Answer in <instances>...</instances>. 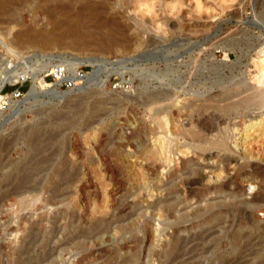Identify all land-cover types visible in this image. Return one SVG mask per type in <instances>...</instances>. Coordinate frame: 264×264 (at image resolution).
I'll return each mask as SVG.
<instances>
[{
    "label": "rangeland",
    "instance_id": "374dc122",
    "mask_svg": "<svg viewBox=\"0 0 264 264\" xmlns=\"http://www.w3.org/2000/svg\"><path fill=\"white\" fill-rule=\"evenodd\" d=\"M79 19L82 45L16 42ZM4 49L111 64L93 85L57 89L63 100L40 81L37 100L30 90L0 111V264H172L176 237L193 264L264 261V199L253 198L264 194V0H0V61ZM246 92L256 95L242 115L233 104ZM212 114L228 120L209 129ZM200 124L228 139L229 158L214 143L195 149ZM193 169L201 185L189 195ZM228 178L236 191H204ZM235 231L250 242L231 247Z\"/></svg>",
    "mask_w": 264,
    "mask_h": 264
},
{
    "label": "bare ground",
    "instance_id": "6f19581e",
    "mask_svg": "<svg viewBox=\"0 0 264 264\" xmlns=\"http://www.w3.org/2000/svg\"><path fill=\"white\" fill-rule=\"evenodd\" d=\"M65 5V4H64ZM64 9V8H63ZM88 10V9H87ZM92 12L94 11L93 9H90ZM90 10H88V11H90ZM60 11H62V10H60ZM90 11V12H91ZM81 12V11H80ZM67 13V12H66ZM86 13V12H85ZM61 14V13H60ZM63 14V13H62ZM74 14V13H73ZM79 14V13H78ZM88 14V13H87ZM76 15V14H75ZM91 15H93V14H91ZM64 16V15H63ZM80 16V15H79ZM78 16V17H79ZM84 16V15H83ZM88 16V15H87ZM69 17V16H68ZM70 18V17H69ZM75 18V17H74ZM80 18V17H79ZM66 19H68L67 17H66ZM73 19V18H72ZM72 19H68V20H72ZM78 19V18H77ZM81 19V18H80ZM80 19L79 20H76V22H73L74 24H73V26H71V27H69L68 28V30L65 32L64 31V34H55L54 32H50V33H47V34H41V35H31V33L29 34L28 32L26 33V32H20V33H17V35H16V37H15V39H16V42H19V44H24V45H26V46H28V47H43V48H47L48 49V47H52V46H55V45H64L66 42H70V44H79V45H82L83 43H85L84 41H85V38H84V36L83 35H80V33H81V27H83V26H81V21H80ZM83 19V18H82ZM81 19V20H82ZM61 20V19H60ZM74 20V19H73ZM86 20H88V19H86ZM53 21V20H52ZM64 21V20H63ZM83 21V20H82ZM66 24V23H65ZM68 24V23H67ZM67 24H66V26H67ZM87 24V23H86ZM69 25V24H68ZM59 26H60V22H54V27H57V28H59ZM61 26H63L62 24H61ZM57 28L55 29V30H57ZM67 28V27H66ZM63 29L61 28V31H62ZM99 30V29H98ZM60 31V32H61ZM80 31V32H79ZM86 31V30H85ZM82 32H84V31H82ZM59 33V32H58ZM88 33V32H87ZM96 33V32H95ZM84 34V33H83ZM89 34V33H88ZM67 39H70V40H67ZM88 39V38H87ZM97 39V38H96ZM94 40H95V38H94ZM102 40V39H101ZM108 40V39H107ZM68 43H66L67 45H68ZM70 44H69V46H70ZM10 50H12V49H10ZM46 53V52H45ZM47 54H50V53H47ZM52 55V54H51ZM64 56V55H63ZM67 58V61H68V63H69V65H70V67L71 68H75L74 67V65L72 64V61H73V58L72 57H69V56H67L66 57ZM51 59V58H50ZM50 59H48V63H41V65L38 67V69H37V74H38V72L41 70V71H44V70H46V68H48V66L50 65V63L53 61V60H50ZM94 59V58H93ZM83 64H86V65H88L90 68H91V70L87 73V75H86V77H85V79H83V81L81 82V84H79L78 86H76V87H74L73 89H71V90H62V89H59V90H62V91H72V90H75V89H77L78 87H80V89H82L83 87H85V86H90V85H93L95 82L97 83V81H100L99 80V78H98V74H97V72H93L94 70H96V69H102V68H104V67H106L107 65H110L111 64V60H108V59H94L92 62H86V63H82L81 65H83ZM75 65H77V64H75ZM34 75V77L36 78H39V79H37V80H35L34 79V77H33V80H34V85H33V80H32V83H31V86H30V89H29V94H28V96L26 97V101H29L30 99H33V97H34V93L38 90V89H40V91L42 90L41 89V83H40V81H41V79H40V77H39V75ZM0 75H1V73H0ZM11 78H12V76H9V77H7V76H5L1 81H0V86L5 82V80H11ZM41 82H43V81H41ZM44 83V82H43ZM45 85H51V86H53V87H51V88H47V89H45V90H42V92H41V95H44V97H45V95L46 96H48L50 99H54V100H63L64 98H66V96H65V94H64V92L62 93V92H60V91H58L57 89V87H56V84H46V83H44ZM33 86V87H32ZM31 87H32V89H31ZM86 88V87H85ZM27 92V93H28ZM27 93H25L24 94V96L21 98V99H23L24 97H25V95L27 94ZM240 93V92H239ZM247 93V92H246ZM257 94H259V93H257ZM255 93H251V94H248L247 93V96L246 95H244L245 97L244 98H242V99H240L237 103H234L232 106L233 107H235L239 112H241V114L243 115L246 111H247V109L249 108L250 109V105H251V102L255 99L254 97H255ZM38 96V95H37ZM36 97V96H35ZM34 97V100L36 99ZM236 97V96H235ZM261 97V96H260ZM259 97V98H260ZM20 99V100H21ZM37 100V99H36ZM32 101V100H31ZM16 102H19V100L18 101H15L14 103H16ZM13 103V104H14ZM12 104V105H13ZM207 104V103H206ZM254 104V103H253ZM12 105H10V107L12 106ZM220 105V104H219ZM255 105V104H254ZM257 105V104H256ZM217 106V105H216ZM222 106V105H221ZM9 107V108H10ZM214 109V108H213ZM224 108H217L216 107V111H219V112H224ZM227 110V109H226ZM17 112L19 111V108L16 110ZM232 115V114H231ZM245 115V114H244ZM224 118H227V115L224 117V116H222L221 115V117H219L218 115H216V114H212V115H210V118L209 119H211V121H213V123H211V125H210V128L209 129H215L216 130V128H217V130H218V127H219V125H221V120L223 121V123H226V122H224L226 119H224ZM204 119V118H203ZM208 120V119H207ZM228 120V119H227ZM226 120V121H227ZM230 121V120H229ZM199 123V122H198ZM195 127H199L197 130L195 129ZM194 128H191L192 130L190 131L191 133V137L192 138H190V142H195V140H197V138H201V139H203V143L201 142V141H197V143L195 144V149H198L200 152H205L206 150H208L212 145L211 144H215L216 146L214 147L213 146V148H217L218 149V151H219V153H229L230 152V149H229V147H228V144H227V140L225 139V138H222V137H219V135H218V137L220 138V139H218V140H214V138L215 137H212V138H208V136H210V132L208 133V134H206L207 132H208V128H204V127H206V126H202L201 124H200V126H195ZM208 129V130H207ZM204 131H205V134H204ZM211 132H212V130H210ZM184 132V131H183ZM182 132V133H183ZM213 133V132H212ZM199 134H201L200 136H199ZM217 135V134H216ZM190 136V135H189ZM199 136V137H198ZM215 136V135H214ZM217 137V136H216ZM190 142H188V143H190ZM193 144V143H192ZM211 145V146H210ZM212 148V149H213ZM233 151V150H232ZM185 154V153H184ZM183 154V155H184ZM194 154V153H193ZM187 155V154H186ZM221 155V154H220ZM223 155H225V154H223ZM181 156H182V154H181ZM203 156V155H202ZM226 157H228V154H227V156ZM186 158V157H185ZM229 158V157H228ZM241 158V157H240ZM223 159L225 160L226 158H224L223 157ZM222 159V160H223ZM229 160V159H228ZM227 160V161H228ZM231 160V159H230ZM182 162V161H181ZM189 162L190 163H194V161H190L189 160ZM183 164L182 165H185V164H187V162H182ZM242 163V162H241ZM240 163V164H241ZM157 164H159V165H164L165 164V162L163 161V160H161L159 163H157ZM177 164V163H176ZM158 165V166H159ZM238 165V164H237ZM166 166V165H165ZM194 166H195V164H194ZM241 166V165H240ZM22 167V166H21ZM162 167V166H161ZM197 167H199V166H197ZM239 168V167H238ZM241 168H242V166H241ZM256 168L257 169H261V167L260 166H258V164H257V166H256ZM252 169V168H251ZM262 170V169H261ZM261 170H260V172H261ZM193 171V176L192 177H190V176H188V178L185 180L186 182V185H187V188H188V191H189V195L190 194H192L193 193V191H195L196 190V188L195 187H197V186H200L201 184H200V180H199V178H198V173H197V170L196 169H193L192 170ZM254 171V170H253ZM263 172V171H262ZM190 173V172H189ZM256 173V172H255ZM188 174V173H187ZM254 174V172L252 173H250V174H247L248 175V177L250 178V179H256L257 178V176L255 177V175H253ZM260 175V174H259ZM87 176V175H86ZM261 176V175H260ZM229 179V178H228ZM260 180H264V175L262 176V177H260ZM54 184V183H53ZM57 185V184H56ZM206 185V184H205ZM233 186V189H234V191H236V189H237V183L235 182V181H233V180H231V179H229V180H226V181H224L223 183H221V184H219V185H208V186H206V188L204 189V191H207L208 193H210V192H215V191H220V190H222L223 188H226V189H228L229 187H232ZM15 188V187H14ZM232 189V188H231ZM230 190V189H229ZM2 192V191H1ZM2 195V194H1ZM233 196H237V193L235 192V193H233ZM4 197V196H3ZM254 197H261V199L263 198L264 199V194H255V196H253V198ZM28 198V197H27ZM192 198V197H191ZM34 202V201H33ZM198 202V201H197ZM18 204V203H17ZM175 209L177 208V207H179V206H182V204H178V201H175ZM188 204V203H187ZM201 204V203H200ZM197 207V206H196ZM206 207V206H205ZM184 208V207H183ZM194 208V207H193ZM203 208V207H202ZM192 208H190V209H188V206L187 205H185V208H184V210L183 211H185L184 213H183V216L184 217H188V214L192 211L191 210ZM193 210H195V209H193ZM210 210V209H209ZM174 211V210H173ZM205 212V211H204ZM208 212H210V211H208ZM208 212H206V213H208ZM178 213V212H177ZM263 213H264V210H263ZM196 215V214H195ZM202 215V214H201ZM204 215V214H203ZM263 215V214H262ZM194 216V215H193ZM191 217V219H189L188 221H184V223H185V226H184V229H186L187 228V223H189L191 220H193L195 217ZM243 216L245 217V218H247L246 220H248L249 218H250V214H248L247 212H243ZM203 217V216H202ZM196 218H197V216H196ZM178 225V224H177ZM182 228V227H181ZM214 232V231H213ZM216 232V231H215ZM205 235V234H204ZM211 235V234H210ZM209 235V236H210ZM213 235V234H212ZM232 242H230V245H231V247L232 246H235L236 244H238V242L239 241H242L243 239H246V238H248V242H250L249 241V236L248 235H243V234H241L240 235V232L239 231H235V232H233L232 234ZM227 236H228V234H226V236L224 237V238H227ZM231 238V237H230ZM182 239V238H181ZM181 239H179L178 237H176L174 240H173V242H172V245H171V252L174 254L173 255V257H172V264L174 263V264H182L181 263V258L183 257V256H186V259L184 260V261H186L187 262V264H193V258L195 257V254H194V249H192V248H194V247H191V250L190 249H186V245L188 244L187 242H185L183 239L181 240ZM201 239V238H200ZM188 240V239H187ZM193 240V239H192ZM192 240H191V242H192ZM198 240V239H197ZM233 241H234V244H233ZM263 242V241H262ZM243 243H245V242H243ZM246 244V243H245ZM244 244V245H245ZM217 245H219V249H224L225 248V243H222L221 242V244L220 243H217ZM239 246V245H238ZM243 246V245H242ZM246 246V245H245ZM244 247V246H243ZM242 247V249H245V247L243 248ZM206 249V248H205ZM209 249H210V247H209ZM241 249V250H242ZM202 250V249H201ZM170 251V250H169ZM199 251H200V249H199ZM207 251V250H206ZM205 251V252H206ZM244 251V250H243ZM197 252V251H196ZM204 252V251H203ZM208 252V251H207ZM193 253V254H192ZM169 254H171V253H169ZM201 254V253H200ZM199 254V255H200ZM240 255V254H239ZM240 257H242V256H240ZM240 257H238V258H240ZM170 259V258H169ZM233 260V259H232ZM236 260V259H235ZM264 260V259H263ZM230 261H226L225 263H229ZM216 263H218V261H216ZM224 263V262H223ZM232 263V262H231ZM171 264V263H170ZM241 264V263H240ZM258 264H264V261H261L260 263H258Z\"/></svg>",
    "mask_w": 264,
    "mask_h": 264
},
{
    "label": "built area",
    "instance_id": "2783aa9c",
    "mask_svg": "<svg viewBox=\"0 0 264 264\" xmlns=\"http://www.w3.org/2000/svg\"><path fill=\"white\" fill-rule=\"evenodd\" d=\"M6 46V45H4ZM7 47V46H6ZM8 49L10 47H7ZM4 57L0 61V73L11 80H5L0 86V111L6 112L10 105L20 100L30 89L34 75L41 63L53 60L48 68L39 71L41 81L46 84H56L58 89L71 90L81 84L89 71L86 64L71 68L67 56L62 54H47L37 51H17L4 49ZM113 87L125 89L128 83L116 81Z\"/></svg>",
    "mask_w": 264,
    "mask_h": 264
}]
</instances>
